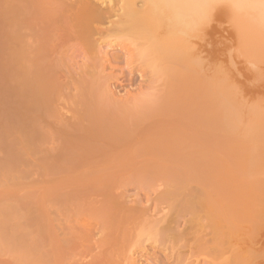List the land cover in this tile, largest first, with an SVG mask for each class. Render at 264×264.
<instances>
[{
  "label": "rangeland",
  "instance_id": "obj_1",
  "mask_svg": "<svg viewBox=\"0 0 264 264\" xmlns=\"http://www.w3.org/2000/svg\"><path fill=\"white\" fill-rule=\"evenodd\" d=\"M5 1L0 0V11L7 12L2 18L9 11L7 21L16 3ZM36 1L24 4L36 6L39 16L50 13L51 19L68 2L40 0L39 9ZM77 1L83 0L69 2ZM95 2L103 16L119 6L116 0ZM204 9L168 43L146 47L142 63L137 57L141 48L134 51L94 34L96 58H91L102 65L91 64L82 42L65 39L67 27L58 25L61 31L53 34L52 20L45 26L49 15L42 16L45 25L35 21L33 27L52 30L39 29L47 37L39 34L43 46L50 35L59 42L57 48L55 42L49 46L52 53L45 49L51 42L43 48L42 62L49 60L47 69L54 73L59 71L49 65L59 69L65 64L71 74L59 78L62 84L53 81L59 90H52L57 98L52 111L35 123L28 116L16 119L15 68L0 67V264H235L229 261L232 252L208 253L209 242L200 244L209 249L201 252L196 245L192 215L177 196L167 195L184 189L179 188L183 183L213 201L224 199L226 206L232 199L230 205L238 210H230L240 214L239 220L232 216L238 225L233 231L239 229L246 241L240 263L247 258L264 262V0H209ZM60 11L61 20L56 14L53 22L64 19L62 27L70 16L63 18ZM108 22L101 24L109 27ZM114 37L121 40L125 34ZM2 42L0 52L7 44ZM2 53L0 62H6ZM94 66L99 74L92 81ZM223 208L222 218H228L224 214L230 210ZM206 236L205 241L212 235Z\"/></svg>",
  "mask_w": 264,
  "mask_h": 264
},
{
  "label": "bare ground",
  "instance_id": "obj_2",
  "mask_svg": "<svg viewBox=\"0 0 264 264\" xmlns=\"http://www.w3.org/2000/svg\"><path fill=\"white\" fill-rule=\"evenodd\" d=\"M6 1H7L6 4H8L9 1H11V0H6ZM66 1H64V2H66ZM69 1H72V0H68V2H66L67 5H65V6H63L64 4L61 3L62 4V7H65V9H67L66 10L67 13H66V11H64L65 9L63 10V8H61L62 9V14H63V12H65L66 15L69 14L68 16H65V15L63 16L61 14V17L65 18V17H69L70 16L69 19H67V18L65 19V24L66 25L65 26H62V27H61V24H62V22H64L63 21L64 19L62 20V22L60 24H58V22L57 23L55 22L57 19H58L57 21H59V18H60L59 15L61 13V11H60L61 9L59 7H61V6H58L56 10L54 8L55 12L58 9H59L58 10V13L60 11L59 14L56 12L57 17H56V14H55L54 17L52 16L53 18L51 19L50 13L48 14L50 16V19H49V17H47V19H45V20L48 21V23L46 25H45L44 22H47V21H45L42 18V16L44 14H45L44 17H46L48 15H46V13L43 12L44 14H41L42 16H39L40 13L39 12H36V10H35L36 6H33V8H32L31 6H28V3L24 4L25 2H28V0H14V2L16 3L15 6L14 7L8 6V8L11 7L12 9L14 8V10L13 11L10 10V12H13V13H10L12 15H10V17H8L7 21H6V18H7V15L9 14V11H8V14L6 15V18L4 17L5 19L2 18V16L4 14H6L7 12L4 13V11H3L2 13H4V14L1 15V11H0V18H2L1 20L5 23L4 24L0 20V23H2L1 26H0V28L4 27L6 29V31L4 29H0V35H1V32H3V31L4 32H7V31L9 32V33H5V34L3 32V34L1 35L2 37L0 36V39L1 38L4 39V37H6L8 39L7 36L9 35L10 36V39L9 40L10 41L11 40H14L13 44L12 43L11 44L8 43L9 40L7 41L6 39H4L5 40L4 42H2V39L0 40L3 44L5 42H7L8 45L9 44H10V46L12 45V50H13L12 51L10 49V46H8L6 43L3 45L4 47L6 45V47L4 49L3 46H2V44H1V48H3V49H1V52L0 53L3 52L2 53V56L6 55L5 58H6V60H7L6 62L8 64H6L5 61H3V62L1 61L3 64L0 62L2 64V65H0V67L1 66H4V64H5L4 67H1V68H4V70H7L10 66L13 67V68H10V70H13L15 68L13 70V72L14 71L16 72L13 75L15 76V74H16V87H17V90H16V97H17L16 102H17V106L15 105L16 106L15 107L16 108V110H15V117H16V119L18 121H20L24 116H28V117L32 118L33 121L35 120V123H36V120L37 121L38 120H41V118L42 119H45L43 117L44 116L46 117L47 113L49 112V109H51L50 108L51 105H53V103L55 101L54 99L56 98V97H53V96L56 95V93L53 96H52L51 93H53L54 89L55 90H59V88H57L56 86L53 87V85H52L53 84V81L54 80L56 81V80H58L59 78H62V77L64 79H68L69 78L68 76H69V73L70 72H66L67 70L65 71V69L67 67L64 64V67H66L64 69V67L61 65V64H63L62 62H61L60 65L63 68L59 65L61 67V68L59 67L60 70L57 69L58 67L55 64L49 65V67H53L54 69L56 68L54 71H56V72L59 71V73H54L53 70H52V68H51V71H49L50 69H47V66L48 65L46 66V64H48V63H45V62H48L49 60L48 61H45L44 60V62H42L43 57L46 54V52L48 50L50 51V50L53 49V47H52V49H50L51 46H53V45H51L52 43L55 42L54 43L55 44L54 45V48H57L55 46H56V43L58 41L56 42L54 36H53L54 39L50 37L51 35L49 36V39H48L47 42H48V44L50 42L51 43H50V45L47 44L48 46L46 44H45V46H43L44 45V42L39 41V39L42 40V39H44L46 37V35H44V33L46 34V32H48V31H51L52 32L51 27H50V29H48V31H46V28H45V26H48V24L50 23L51 20H52L51 24L53 23L52 26L54 27V24L56 25L55 31H54V28L55 27L53 28V32H54L53 34H56L58 29H60V28L63 29L65 27H67L68 29L65 28L66 30L65 29L64 30L65 31L68 30L66 33L69 34V35L66 36L67 38H65V39L67 41H70L71 40V42H72V40L75 38L76 41H77L76 42L74 40L76 44L82 42V45L85 46V48H84V50L86 51L85 53L88 54V55L91 54L89 56L90 58L93 56L92 54H94V52H95V51H93V49H95V46L94 45H96V44H94L96 41L94 40L95 41L94 42L92 40V38L94 39V36H93L94 34H96V35L98 34L99 37H100V39L101 38H108L110 40L112 39L113 44L114 43L115 44L116 43H118V44L119 43L120 44L121 43L122 44L124 43V45L126 44L127 46H131L134 51L139 50V48H141V50H140L141 51L140 52V56L136 53L138 59L141 60L142 57H143V55H144V51L147 50L146 47H149V45H153V44L160 43V42H161L162 45H164L165 43H168L173 36H178L183 30L186 31L187 28H190L191 25H192V23L196 19L202 17L203 12H205V9L204 8L206 7L207 2L209 0H119L118 1L119 3L116 0L117 4L119 5V6H117V4H115L117 6V7H115L116 10L113 9V7L112 8H109L112 11L115 10L114 13H111L112 11L109 12L110 10H107V12L110 13L109 14L110 16L106 12H105L106 14H104V16H103V13L104 12L102 13V9L98 8V6H97L98 3L96 4V2H95L96 0H83V1H79V2L78 1L77 2H73V3L69 2ZM103 1L106 2L107 0H103ZM112 1L113 0H108V2H110V3H112ZM2 2H4V1H2ZM36 2H38V4L36 3V5L39 7L40 6L39 5L40 4L39 3L40 0L39 1H36ZM34 3L35 2H33V4ZM110 3H108V4H110ZM6 4H2L1 3V5H6ZM43 6H44V4H43ZM2 8H4V6ZM39 9H41V8L39 7ZM34 11L36 12L35 15H34V13H35ZM45 11L46 12H48V11L51 12L50 8L48 9V11L45 8ZM52 12H53V10H52ZM115 13L117 14V16H115ZM113 14H114L115 17H112L111 16ZM105 15H106V18L104 19ZM110 17L111 18H114V19L117 18V19L116 20H113L112 19L113 21H111V23H109L108 20L106 21V19H109ZM111 18L109 19V21L111 20ZM53 20H55V21L53 22ZM60 20H61V18H60ZM35 21H36V23H35ZM40 21L42 22L41 25L39 24ZM104 21L105 22H108L110 24L109 27H107V26L104 27V25H102V24H104ZM101 22H102V24H101ZM34 23L36 24V26H37V24H39V26H42V24H44L45 26L43 25V28H45V29H43L41 27H36L35 26L36 28H38V30L39 29H43L44 30V33L43 32L40 33V31H42V30H39L38 31L35 27H33L35 25ZM51 24L49 26H51ZM99 24H101V25L99 26ZM7 25H10L11 26L10 29L13 28L12 29V32H11L10 29L7 30V28H6ZM58 25H59L60 28L57 27ZM31 27H33V32L34 31L35 32L36 31L39 32L38 34L34 33L36 36L33 34L32 30H31L32 29ZM34 29H36V30H34ZM58 31H61V29L58 30ZM62 32H64V31L62 30ZM62 32H59V33L62 35ZM42 33H43V36H45V37H42ZM121 33H124L125 34V37L121 38V40L115 39L116 37H114V36H116L117 34H121ZM39 34H41V36ZM165 34L167 35V37H163ZM3 35H5V36L3 37ZM37 36H38V38H37ZM39 36L42 37V39ZM64 36H65V34H64ZM60 37H62V36H60ZM69 37H71L70 40H68ZM110 37H113V38H110ZM46 38L44 40H46ZM52 39L55 40V41H53ZM62 39H64V38H62ZM50 40H52V41H50ZM60 40H61V38H60ZM61 41L63 42V40H61ZM42 43H43V45H42ZM58 44H59V42L57 43V46H58ZM66 45H69V44H66ZM49 46H50V48H49ZM64 46H65V43H64ZM142 46H143V48H142ZM8 47H9V49H8ZM59 47H60V45H59ZM43 48H45L47 51L45 49H43ZM6 51L8 53H10L11 60L9 58L10 56H7V54L4 53ZM50 53H52V51H50ZM94 57H95V54H94ZM128 57H129L128 61L129 62H133V59L135 58V56L130 53V56H128ZM5 58L3 60H5ZM91 60H92V58H91ZM91 60H89V61H91ZM10 61H12V63ZM93 61H95V62L98 61L99 62V60H96L95 59V60H92L91 64H94L95 63V62L93 63ZM99 63H97V65ZM141 63H142V60H141ZM10 64H12V65H10ZM52 65H54V66H52ZM6 66H8V67H6ZM98 68H99V66H94L93 67V72L91 70V73H93V76L91 78L92 81L94 80L93 79L94 78V74H95L94 71H96L95 69L98 70ZM62 69L64 70L63 73H61L62 72ZM86 69L88 70V68H86ZM100 69H101V72H102L103 69L102 68H100ZM87 70H85V73H86ZM65 72L68 73V74L66 75ZM97 72H99V71H97ZM82 73H83V71H82ZM91 73H89V74H91ZM98 74L99 73H97V75L95 74V76L97 77ZM86 75H87V77L89 76L88 74H86ZM81 76H84V75H81ZM101 76H102V74H101ZM70 77H73V75L70 76ZM80 78L79 79L82 80L81 82H83V81L86 80L85 77H83L84 79H82V77H80ZM100 78L101 77H98V79H100ZM61 81H63V80L61 79L59 82H61ZM77 82H80V81H77ZM77 82L75 83V85L78 84ZM87 82H88V79L86 80L85 83H87ZM99 82H101V81H99ZM69 83H70L69 81H66L63 84L66 85V86H68ZM61 84H62V82H61ZM99 84H101V83H99ZM80 85H82V84H80ZM85 85L87 86V84H85ZM80 93H82V92H80ZM23 95L27 96L26 97L27 98L26 101L22 100V96ZM89 96H88L87 99H89ZM79 97H81V96H79ZM79 103H82V101L79 102ZM92 103H94V102L92 101ZM55 105H56V103H55ZM95 105H96V103H95ZM51 111H52V109H51ZM47 117H48V115H47ZM17 126H19V125H17ZM37 126H39V125H37ZM23 127L25 128V126H23ZM23 127L21 126L22 129H23ZM17 129H18V127H17ZM32 131H33V129H32ZM34 136H36V135L34 134ZM123 137H125V135ZM117 138H119V137H117ZM115 139H116V137H115ZM83 141H84V139H83ZM88 145H89V142H88ZM182 186H184L183 187L184 189L181 188ZM179 188H181V189H179L180 192H179L178 189H175L174 191H171L170 190V192H169L170 194H167V195L168 196L170 195V199H172V198L175 199V197L177 196L176 197V202H178L177 200L180 199L181 201H179V203L182 204V202H183L182 205L185 208L184 209L185 210V213H186V211H188V214L189 215L190 214L192 215V217H190L189 219H190V223L191 224L194 223L195 226H196V230H194V232L192 233L193 236L195 237V240L197 239L196 240V245H200L202 242H203L202 243V246H205V243L207 244L208 242L212 244V245H208L209 243L207 244L210 247L209 248L207 246V248H209L210 250L209 249H205L206 247H202L201 245H200L199 249L202 248V249H205V250H209L208 253H210V251L212 252V250H213V252H214V250H216V251H218L217 253H220L221 251L222 252L225 251L224 254L225 253H229L231 256L233 254L232 259H234V260H232V259L229 260V258H230L229 256H228L229 257L228 260L229 261H236V262H234L235 264H237V263L238 264H260L259 261H256L255 262L252 258H247V260L246 261L244 260L243 263H240V261H239L240 259H242L241 255H240V252L245 253V251L247 252V249H245L243 247V244H245V242H246L242 238V235L243 234L241 235V233L240 234L238 233V232H241V231H239V229H238L237 234H236V231L235 232L233 231V229L235 230L236 228H238L237 227L238 225L235 227L236 224H234L235 222L232 219V216L234 215V219H238L239 220L240 214L237 213L238 211L236 212L237 214L234 211H232V210H234L235 207H237L236 205H235V207L234 206H231V205H233V204H231L232 202L230 201L232 199L228 200V198L224 197V198H226L228 200V203L231 202V203L228 204V203H226L227 200L225 199L226 202H224V203H226L227 206L229 205V208H228L226 205H224L223 203H221V202L224 201V199H222L220 197H219L220 199L219 198L218 199L215 198L216 203H214L215 202V201H213L214 200V197L207 196V194H204V193H201V192L198 193V192L190 191L184 185V183ZM178 195H179V197L181 196V198L183 196V199L179 198ZM211 198H213V199H211ZM229 198H231V197H229ZM209 200H212V202H210ZM248 201H249V199H248ZM219 202H220V205L218 204ZM179 203H176V204L178 205ZM212 203L214 204V207L212 206L213 205ZM181 204H180V209H182V205ZM216 206H218L219 208L216 207ZM220 206H221V208L227 207L229 210L232 207V210L225 212V213H228V214H224L225 215L224 217H228L230 220L228 218H222L223 215H222ZM215 207L217 208V210H216ZM224 208L222 209V211H225L227 209V208H225V210H224ZM218 209H220V210H218ZM235 209L238 210L237 208H235ZM182 210H181V212H182ZM219 211L221 212L220 214L222 216L219 214ZM131 212L132 211H130V213ZM217 212H218V214H217ZM231 212H233V213H231ZM239 212H241L240 209H239ZM201 213H203V214L201 215ZM229 213L231 214V218H230V214ZM235 215H238V216H236L237 218H235ZM257 219H259L258 216H257ZM231 220H232V222H231ZM238 220L237 221L235 220V221H236V223L238 222V224H239L240 221H238ZM166 221H168V220H166ZM172 222H173V220H171V223ZM187 223H189V222L187 221ZM260 223H262V222H260ZM170 225L171 224H169V226ZM232 226H234V227H232ZM208 234H210V235H208ZM206 235H208V236H206ZM240 235H241V237H240ZM203 236H206V239H207V237L211 236L212 239H211V237H209V239H208L209 241L208 240L205 241L204 240L205 238ZM199 239H201V240L199 241ZM202 239L204 241H202ZM197 242H200V243H197ZM202 249H200L201 252H202ZM222 252H221V254H223ZM231 252H232V254H231ZM179 263L180 262H178V264ZM208 263H210V262H207V264ZM261 264H264V262H262Z\"/></svg>",
  "mask_w": 264,
  "mask_h": 264
}]
</instances>
